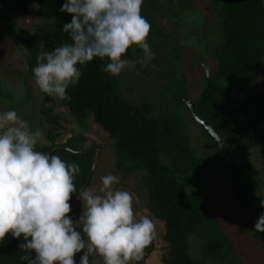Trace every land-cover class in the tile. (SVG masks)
<instances>
[{"label": "trees", "instance_id": "obj_1", "mask_svg": "<svg viewBox=\"0 0 264 264\" xmlns=\"http://www.w3.org/2000/svg\"><path fill=\"white\" fill-rule=\"evenodd\" d=\"M16 1L0 0V10L8 13ZM18 1L20 6L27 4V0ZM29 1L45 24L35 29L32 35L13 32L12 36L25 48L31 67L37 62L40 52H51L70 42L62 26L71 21V16L59 11L65 0ZM145 1V5L151 7L155 0ZM157 2L166 6L164 14L169 12L172 19V14L181 13L192 5L193 0ZM211 11L218 32L211 56L216 70L204 75V85L198 95L193 99L188 96V99L193 102L198 114L211 124L219 140L222 138L230 147L240 140L243 145L237 148L241 150H264V86L259 89L263 80L264 6L255 0H214ZM1 22L3 27H7L6 20ZM131 49L126 57H130ZM106 63L107 60L97 58L81 66L78 85L67 89L71 98L60 101V105L67 108L79 126L90 119L105 130L117 149L118 160H129L126 167L131 172L139 170L150 204L163 224L162 240L166 253L161 260L165 264H241L233 253L230 241L218 228L212 203L205 200V192L199 184V164L203 157H199L190 145L189 137L182 129V116L177 114L172 102L170 106L159 108L144 96L140 104L130 103L126 96H122L125 95L121 89L125 75L122 72L116 77L106 74L102 70ZM170 85V82L165 84V89L159 91L160 95L167 93ZM184 93V89L172 91L170 98L179 101L189 111L182 100ZM208 95L211 100L205 101ZM49 98L45 94L44 99ZM202 101L212 109L210 114L215 122L199 110L198 104ZM80 139L82 135L78 134L59 143L53 141L50 148L60 145L79 150L80 147L70 143ZM53 153L67 163L79 165L80 172L75 179L78 191L90 171L93 153H69L63 149ZM257 158L264 159L259 155ZM254 165L251 161L236 162L232 159L222 170L224 182L230 184L240 201L256 184L258 170ZM192 235L203 239L200 250L203 255L199 258L193 257L188 248ZM22 242V238L14 239L9 235L0 244V264H26L19 259L22 253L18 245Z\"/></svg>", "mask_w": 264, "mask_h": 264}, {"label": "rangeland", "instance_id": "obj_2", "mask_svg": "<svg viewBox=\"0 0 264 264\" xmlns=\"http://www.w3.org/2000/svg\"><path fill=\"white\" fill-rule=\"evenodd\" d=\"M17 1L8 13L0 10V112L14 110L21 119L29 123L32 131L39 130L42 133L37 145L38 151L45 149L44 153L49 152L54 148H50L53 141L59 143L65 138L70 139L78 134L82 135V139L79 142L71 140L70 145L80 147L79 150L96 146L97 162L92 172L90 166L87 181L83 183L84 189L98 192L101 187V177L108 174L116 175L120 182L113 187L126 190L133 195V208L137 218L147 215L156 225L157 235L152 244L145 249L144 258L148 255L144 264H165L161 260V256L166 253L162 240L163 224L150 204L139 170L131 172L126 167L129 160L122 162L118 160L117 149L105 130H101L90 119L79 126L68 113L67 108L60 105V100L51 96L45 100V94L35 86L32 69L37 62L29 67L25 48L14 39L12 34L14 32L20 35L23 32L26 36L32 35L35 29L45 24V21L39 17L35 6L29 0L24 6H20V1ZM157 1L155 0L151 7L149 4L145 5L146 1L142 6V15L151 25L147 43L155 58L147 66L136 63L135 68H126L122 71L125 75L121 86L125 95L122 96H126L134 105L140 104L145 99L144 96L147 101H151L159 108L173 103L177 114L182 116V129L189 137L190 145L199 157H203V161L199 164L201 168L199 184L205 192V200L212 203L210 205L214 210L215 216H213L220 226L218 228L230 241L233 253L240 259L241 264H264V233L253 229L257 218L264 214V207L260 204L261 200H264V159L257 158V155L264 158V150H249V148L241 150L237 148L243 145L240 140L231 147L222 138L219 141L213 139L217 145L213 144L186 107L170 98L172 91L184 89L185 98L188 99L189 96L193 99L204 85L202 79L207 74L206 68L209 75L216 70L215 62L211 57L218 38L217 25L211 11L214 0H193L192 5L184 8L181 13L172 14L171 17L174 16L172 19L169 12H166L164 17L166 6L163 7V3L158 5ZM255 1L264 6V0ZM156 16L157 18L153 19ZM3 20H6L7 27H3L1 22ZM138 48L133 45L130 57L123 58L138 61L143 57L142 50ZM261 77L263 80L259 86L260 90L264 86V56ZM168 82L171 84L166 90L169 94L160 95L159 91L164 90ZM204 99L210 101L211 97L208 95ZM198 108L215 122L216 119L210 114L212 109L206 105V102L199 103ZM73 150L78 151V149ZM232 159L236 162L251 161L258 170L256 184L249 189L248 195L241 201L237 198L234 189L230 184H226L222 177V170ZM74 195L70 201L72 207L70 216L73 220H78L82 214V202L77 199L79 194ZM202 243V237L198 235L190 237L188 248L193 257L199 258L203 255L200 251ZM82 255L83 250L75 255L76 264H80ZM90 264H103L102 258L91 257Z\"/></svg>", "mask_w": 264, "mask_h": 264}, {"label": "clouds", "instance_id": "obj_3", "mask_svg": "<svg viewBox=\"0 0 264 264\" xmlns=\"http://www.w3.org/2000/svg\"><path fill=\"white\" fill-rule=\"evenodd\" d=\"M144 0H65L59 11L71 16L62 30L69 36L53 51H42L32 69L35 86L60 101L69 100L70 86L78 85L81 66L107 60L103 72L119 76L136 63L147 66L155 57L147 38L151 25L142 15ZM136 45L138 61L123 57ZM42 133L14 110L0 112V244L10 235L23 240L19 259L26 264H139L156 238V225L147 215L137 218L133 195L114 185L116 175L101 177V187L79 191L82 214L70 216L76 163L37 150ZM264 207V200L260 202ZM253 229L264 233V214Z\"/></svg>", "mask_w": 264, "mask_h": 264}, {"label": "water", "instance_id": "obj_4", "mask_svg": "<svg viewBox=\"0 0 264 264\" xmlns=\"http://www.w3.org/2000/svg\"><path fill=\"white\" fill-rule=\"evenodd\" d=\"M207 70V75H208V69L206 68ZM182 100H183V103L187 106V108L189 109L190 113H191V116L192 118L197 122L199 123V125H201L206 131L207 133L216 141H219V138L217 136V134L214 132V130L212 129V127L210 126L211 124L204 118H202L196 108H195V105L193 104V102L190 100V99H186L184 96H182ZM58 149H64V150H67L69 153H86V152H92L93 153V160H92V163H91V172L92 170L94 169V166H95V163L97 162V155H98V148L96 146H90V147H86V148H83L81 150H78V151H75L73 149H69L67 148V146H55L53 149H51V151L49 152H45V153H52ZM87 181V180H86ZM85 188V185H83L82 188H80V190H83ZM79 190V191H80ZM79 191L74 195L76 196L77 194H79ZM73 198V197H72ZM152 247V245H151ZM151 249V248H150ZM148 255V254H147ZM146 255V256H147ZM145 256V258H146ZM145 258H143L141 260V264H144V261H145Z\"/></svg>", "mask_w": 264, "mask_h": 264}]
</instances>
